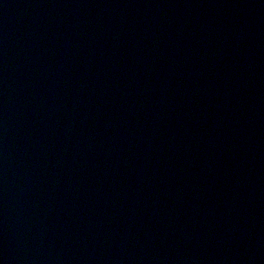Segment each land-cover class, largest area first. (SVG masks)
Listing matches in <instances>:
<instances>
[{
    "label": "water",
    "instance_id": "1",
    "mask_svg": "<svg viewBox=\"0 0 264 264\" xmlns=\"http://www.w3.org/2000/svg\"><path fill=\"white\" fill-rule=\"evenodd\" d=\"M0 264H264V0H0Z\"/></svg>",
    "mask_w": 264,
    "mask_h": 264
}]
</instances>
